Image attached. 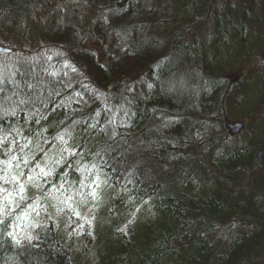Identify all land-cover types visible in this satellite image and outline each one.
Returning <instances> with one entry per match:
<instances>
[{
	"label": "trees",
	"instance_id": "trees-1",
	"mask_svg": "<svg viewBox=\"0 0 264 264\" xmlns=\"http://www.w3.org/2000/svg\"><path fill=\"white\" fill-rule=\"evenodd\" d=\"M263 6L0 0V46L14 51L0 56V161L11 147L26 199L0 187L13 219L29 213L0 225V264H264ZM243 61L255 69L235 85ZM236 107L259 113L231 137ZM40 168L51 175L29 181Z\"/></svg>",
	"mask_w": 264,
	"mask_h": 264
},
{
	"label": "snow or ice",
	"instance_id": "snow-or-ice-1",
	"mask_svg": "<svg viewBox=\"0 0 264 264\" xmlns=\"http://www.w3.org/2000/svg\"><path fill=\"white\" fill-rule=\"evenodd\" d=\"M73 71H76L75 68L72 69ZM52 75H55V73H52ZM65 135H70V133H62L60 134L57 139L63 143V144H67V140H65ZM5 141H7V136H3V137H0V146H3ZM65 151H69L67 148L64 149ZM5 155L8 156V159L6 161H0V163H3L4 164V175L2 177H0V179H2L4 181V183H13L15 185H18V193H19V196H20V199L21 200H25L26 199V187L23 183L20 182V177H22L24 175L23 172H17L15 175H9L11 169H12V162L13 161H17V156L12 154V148L9 147L8 150L5 152ZM25 165L28 163V157L27 155L23 158V161H22ZM57 163H59V161H57ZM20 167V163L18 162L16 164V168L19 169ZM82 171H86V169L82 170ZM51 172L52 170H48V171H45L44 168H40V172L37 173L35 176H29L28 179L29 181L31 182H34L36 180V177L39 176V175H43V176H50L51 175ZM85 179H87V177H85ZM99 180V178L97 177V180L96 181H93V183L96 184V188H99V183H97V181ZM34 186H37L38 185H34ZM88 187H92V184H89L87 185ZM0 193H4L5 195L3 196V199L0 200V225H4L5 228L7 227H13V228H19L21 227L19 221L21 220H25L28 218V215L29 213L27 211H25L24 213H22L21 215L19 216H16L14 219H13V212L15 211V208H12L10 207L13 203H14V199H12L13 197V192L11 191H8L7 189H4L2 187H0ZM89 195H91L92 199L93 200H98L99 199V196H98V193L96 192L95 188L92 190L91 193H89ZM72 200V197L69 196L67 197L65 200L61 201L62 204L66 205L71 211L72 213L77 217L79 218L80 217V213L78 211H76L75 208L72 207V205L70 203H68L69 201ZM31 208V210L33 212H36L37 215H39V207H40V204L39 202L37 201L35 203V205H30L29 206ZM138 210V209H137ZM63 211V208H58L57 209V212H61ZM129 223H131V221H129ZM82 227V225H81ZM9 237H11L15 243L17 245H19L21 243V240L22 239H30V237L28 235H25L21 238H17V234L15 232H8L7 233Z\"/></svg>",
	"mask_w": 264,
	"mask_h": 264
},
{
	"label": "rangeland",
	"instance_id": "rangeland-1",
	"mask_svg": "<svg viewBox=\"0 0 264 264\" xmlns=\"http://www.w3.org/2000/svg\"><path fill=\"white\" fill-rule=\"evenodd\" d=\"M263 5H264V0H263ZM262 11H263V13H264V6H263V8H262ZM264 29V28H263ZM264 31V30H263ZM264 52L263 53H261V54H259V57H258V61H256V63H258V65H262V66H264ZM235 67H239L238 69H236V70H233V72H230L229 74H227V78H228V80H229V82H232V81H234V84L235 85H237V84H239L243 79H245V77H244V75L245 74H247V73H249L250 71H251V69L254 67V66H252V64H251V62L250 63H247L246 61H243V63L242 64H240L239 66H237V65H235ZM258 67V68H257ZM256 68L257 69H259V70H261L262 68L261 67H259V66H257ZM253 69H255V68H253ZM252 69V70H253ZM235 74H237V77L235 78L234 77V75ZM233 110L234 109H231L230 111V113L232 114V112H233ZM235 118H229L228 117V119H227V122H231V123H234V122H242V123H244V125L245 124H248V119H250L251 117H255V116H257V114L259 113V111L257 110H253V111H247L246 110V112L245 111H243V110H241V109H239V108H235ZM255 118H257V117H255ZM262 132L264 133V130H262ZM261 132V135L263 134ZM75 219H77V217L75 216V218L73 219V221H75ZM81 220V219H80ZM140 220H134L133 222H132V227H131V230L132 231H135L136 230V228L137 227H139V224H137L138 222H139ZM81 225L82 224H80V227H81ZM83 226L84 225H82V227L81 228H83ZM85 233H87V235H91V233H93V231L92 230H90L89 229V227H87V230H85ZM131 233V232H130ZM94 234H95V232H94ZM94 234H93V236H94ZM85 236V237H88V236ZM91 238H96V237H91ZM92 242V239H89V242L88 243H91Z\"/></svg>",
	"mask_w": 264,
	"mask_h": 264
},
{
	"label": "water",
	"instance_id": "water-1",
	"mask_svg": "<svg viewBox=\"0 0 264 264\" xmlns=\"http://www.w3.org/2000/svg\"><path fill=\"white\" fill-rule=\"evenodd\" d=\"M13 53L14 51L12 49L7 48L5 46H0V56H8ZM234 77L236 78L237 74H235ZM226 128L231 137H236L242 133L241 131H243L245 125L244 123L237 121L234 123L226 122ZM257 164L259 165V167L264 168V149L259 151Z\"/></svg>",
	"mask_w": 264,
	"mask_h": 264
}]
</instances>
